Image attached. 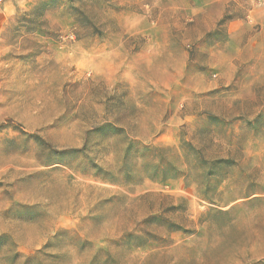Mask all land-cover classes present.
<instances>
[{
  "label": "rangeland",
  "instance_id": "obj_1",
  "mask_svg": "<svg viewBox=\"0 0 264 264\" xmlns=\"http://www.w3.org/2000/svg\"><path fill=\"white\" fill-rule=\"evenodd\" d=\"M0 264H264V0H0Z\"/></svg>",
  "mask_w": 264,
  "mask_h": 264
}]
</instances>
